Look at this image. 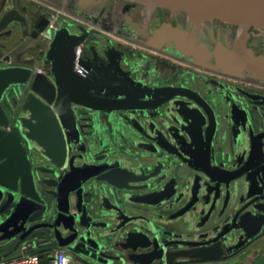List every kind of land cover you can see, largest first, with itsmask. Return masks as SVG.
Segmentation results:
<instances>
[{
  "label": "flooded vegetation",
  "instance_id": "1",
  "mask_svg": "<svg viewBox=\"0 0 264 264\" xmlns=\"http://www.w3.org/2000/svg\"><path fill=\"white\" fill-rule=\"evenodd\" d=\"M98 1H107L103 11L80 0H12L6 7L5 13L17 10L21 18L7 29L11 30L6 40L7 54L24 46L12 57L10 65L31 70L27 84L9 88L4 106L12 114L27 87L21 104L23 109L37 74H44L55 83L48 54L56 34L50 41L46 38L54 20L57 31L66 28L70 36L82 38L74 62L78 79L91 87L92 97L105 98L107 105L116 106L110 109L72 103L77 138L68 142L63 128L67 158L61 168H56L44 147L20 128V118L28 117V112L13 119L10 130L18 128L21 149L44 204L51 212L29 226L51 223L59 213L52 194L58 188L44 180L61 181L72 165L74 168L89 166L104 179L94 176L83 184L81 214L94 236L111 253L124 257L126 264H133L127 257L130 250L121 246L126 242L127 233L132 232L142 234L141 243L147 245L139 252H153L151 264L209 262L193 258L194 251L225 230L228 233L222 242L236 244L240 235L233 228L236 220L246 211L254 212V204L264 202L256 201L258 195H249L248 180L249 173L264 164V82L197 65L175 46L149 45V38L165 23L188 28V18L183 24L168 18L154 26L158 12L164 10L171 15L180 12L151 10L144 4L127 0ZM57 6L94 23L120 9L123 17L118 22L117 36L132 41L140 49L122 45L111 36L98 38L77 17L57 14ZM192 29L198 42H205L210 49L218 42L231 46L239 36L238 26L220 20L206 21L198 30L192 25ZM258 42H264V30L251 27L247 46L257 55H264V49L256 46ZM159 52L178 57L179 63L189 62L193 68L179 69L171 61L160 58ZM116 59L119 67L114 64ZM167 88L185 95L167 97L160 92ZM114 91L118 93L110 94ZM182 109L187 113H181ZM9 156V152L4 154L1 162L10 159ZM25 156L20 155L23 163ZM208 166L223 168L226 172L221 175L223 182H211L202 171ZM49 169L59 175L50 173ZM71 199V212L77 214L78 193L72 194ZM45 232H49L48 228H41L36 233L39 236H28L27 246L45 247L52 257L63 249L76 258L99 264L92 257L60 246ZM227 257L230 256L227 254Z\"/></svg>",
  "mask_w": 264,
  "mask_h": 264
},
{
  "label": "water",
  "instance_id": "2",
  "mask_svg": "<svg viewBox=\"0 0 264 264\" xmlns=\"http://www.w3.org/2000/svg\"><path fill=\"white\" fill-rule=\"evenodd\" d=\"M85 4H91L97 10L103 11L107 1L80 0ZM146 5L151 10L167 9L173 13L186 14L189 25L187 29L175 27L170 23L163 24L156 29L153 36L147 42L155 48L175 46L180 54L187 56L200 66L219 70L225 74L245 77L264 82V55L247 46V39L251 27L264 30V0H127ZM17 10L7 11L0 19V49L8 50L6 42L11 30H7L13 21L20 20ZM211 20H220L225 23L237 25L239 36L231 46H225L218 42L210 47L205 42H198L192 25L197 30L202 23ZM195 29V30H196ZM82 38L70 36L68 29H60L56 32L51 44L48 59L52 62L51 73L55 77V83L46 75L37 74L32 81L31 91L23 105V109L29 116L20 118V128L26 130V135L41 144L46 155L53 161L56 168H61L66 163L67 140L63 128L67 132L68 142L77 138V122L74 119L72 103L96 108L115 109L109 106L105 98H94L90 94L91 87L82 83L74 72V62L79 41ZM70 40V41H69ZM70 45H67L69 44ZM18 50L11 51L4 57L6 66L0 67V242L16 241L13 249L27 241V237L35 234L41 228H48L46 236L56 239L60 246L67 247L77 254L92 257L99 264H126V259L111 253L105 244L101 243L94 231L89 228L83 215L80 204L82 203L83 184L91 177H98L89 166L74 168L65 174L61 181L49 179L44 183L58 188L52 193L56 197L58 215L51 223H34L43 220L46 214H50L44 199L40 195L33 172L25 152L21 149L18 128H11L12 113L4 103L8 101V91L12 85L27 84L31 76V70L27 68L11 66L12 57ZM119 67L116 59L114 63ZM116 80V78H115ZM132 91V90H131ZM136 91V90H134ZM167 97L185 95L177 89H162ZM118 91L110 92L116 94ZM124 93V92H123ZM132 93V92H131ZM124 94H128L125 92ZM183 104V102H182ZM13 109V108H12ZM181 113L187 111L182 109ZM57 115L60 117L58 119ZM245 121V120H244ZM28 130V131H27ZM9 157L1 162L4 154ZM25 156V163L20 155ZM54 175H59L54 169L48 170ZM203 172L213 183H221V175L226 172L223 168H203ZM245 171V170H243ZM249 195H258V200H264V164L262 168H256L254 173H249ZM79 195V203L76 205L78 213L72 210V194ZM254 212L242 213L236 220L234 229L240 232L237 243L227 245L228 230L220 233L214 239L208 241L202 248L195 250L192 257L202 258L206 261H216L234 255L256 240L264 236V202L254 204ZM98 234V233H97ZM142 234L127 233L126 242L121 246L130 250L128 260L133 264H151L153 252L141 253L139 249L147 245L141 243ZM148 259L146 260V258ZM169 262H172L169 260Z\"/></svg>",
  "mask_w": 264,
  "mask_h": 264
},
{
  "label": "rangeland",
  "instance_id": "3",
  "mask_svg": "<svg viewBox=\"0 0 264 264\" xmlns=\"http://www.w3.org/2000/svg\"><path fill=\"white\" fill-rule=\"evenodd\" d=\"M57 8L59 9V11L58 10L56 11L57 14L61 15L62 17H67L68 15H72L73 17L75 16V18L77 17V19H79L78 22L80 24H84V25L89 26V28H91V32H94V34L100 39L111 36L117 42H120L122 45L130 46L134 49L135 48L140 49V47L138 48L137 44H131V43H133L132 41L129 42V41H126L125 38H120L117 36L118 34H117L116 29L118 26V22L123 17V14H121L120 9H117V11L113 12L112 14L107 15V16H105V18L100 19L98 23H94L92 20H90L89 22L86 21L83 15H77L75 12H72L68 8L61 7V6H57ZM139 17H140V15H139ZM110 18L112 19V21ZM168 18L172 19L174 21V23H176V24H183L185 22L187 16L183 12H180V14H177V15H171V13H169L168 11L163 10L161 12H158L155 15L154 26H159L162 21H166V19H168ZM54 22L57 23L56 20H54ZM104 22H107L108 26L106 24H103ZM46 38L49 41L51 40L50 37H48V36H46ZM256 46H258L261 50H263L264 49V42H258ZM158 56H160V58H163L167 61H171L172 64L177 66L179 69L180 68H187V67L193 68L192 67L193 65L190 64L189 62L184 61L185 64H183L184 62L182 61L181 63H179L180 60H178L179 59L178 57L171 56L170 54H168L166 52H159ZM163 56H165V57H163ZM171 57L175 61L172 60ZM26 92H27V87L24 90V94L20 97L19 104L17 106V110L11 116V122L13 121V119H16L19 115L27 114V112L24 111L21 107V104H22L23 100L25 99ZM260 239L264 240V236L261 237Z\"/></svg>",
  "mask_w": 264,
  "mask_h": 264
},
{
  "label": "crops",
  "instance_id": "4",
  "mask_svg": "<svg viewBox=\"0 0 264 264\" xmlns=\"http://www.w3.org/2000/svg\"><path fill=\"white\" fill-rule=\"evenodd\" d=\"M12 3V0H0V19L4 15L6 11V7ZM7 54L6 50L0 49V67L6 65L4 62V57ZM3 63V65H1ZM23 245H27V241L21 243L17 248L13 249V241H4L0 242V260L7 256H19L23 253L26 254H40L41 255V263L40 264H50V260L52 256L48 254L45 247L32 248L30 246L27 247V250L23 252L21 247ZM71 257V264H92L93 262L89 260H81L80 258H76L73 255ZM204 264H264V240H256L252 244L248 245L242 251L227 257L223 260L218 261H209Z\"/></svg>",
  "mask_w": 264,
  "mask_h": 264
},
{
  "label": "built area",
  "instance_id": "5",
  "mask_svg": "<svg viewBox=\"0 0 264 264\" xmlns=\"http://www.w3.org/2000/svg\"><path fill=\"white\" fill-rule=\"evenodd\" d=\"M57 32V24L52 21L48 27V33L46 36L52 39ZM27 245H23L21 250L25 252L27 250ZM40 254H26L23 253L19 256H7L0 260V264H40L41 263ZM50 264H71L70 255L63 249L57 250L50 260Z\"/></svg>",
  "mask_w": 264,
  "mask_h": 264
}]
</instances>
